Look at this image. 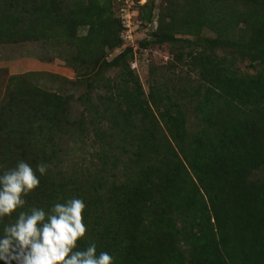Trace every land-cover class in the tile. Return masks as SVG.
I'll return each mask as SVG.
<instances>
[{
    "label": "trees",
    "instance_id": "obj_1",
    "mask_svg": "<svg viewBox=\"0 0 264 264\" xmlns=\"http://www.w3.org/2000/svg\"><path fill=\"white\" fill-rule=\"evenodd\" d=\"M99 1L0 0V44L58 39V48L69 38L76 54L92 60L77 75L85 91L75 97L42 90L29 74L0 81V174L20 160L34 171L48 165L45 175L36 173L39 186L24 207L0 219V237L19 212L48 213L75 198L85 204L87 229L77 250L95 242L97 255L107 252L113 264H264V176L248 179L264 168V44L230 34L243 21L264 36V0H237L263 14L235 16L233 26L223 16L203 17L215 36L205 40L208 52L187 53L202 82L187 90L189 115L163 75L142 91L125 64L127 49L109 61L95 55L101 40L116 38L115 20ZM103 16L106 31L99 28ZM38 17L56 21L41 31ZM80 25L87 32L73 41L69 30ZM213 49L247 58L252 73L228 71ZM62 137L80 151L88 141L92 154H69Z\"/></svg>",
    "mask_w": 264,
    "mask_h": 264
},
{
    "label": "rangeland",
    "instance_id": "obj_2",
    "mask_svg": "<svg viewBox=\"0 0 264 264\" xmlns=\"http://www.w3.org/2000/svg\"><path fill=\"white\" fill-rule=\"evenodd\" d=\"M99 2L102 4L100 11L115 20L112 29L116 38L106 42L101 40L95 55L109 61L122 50L127 49L125 64L138 78L142 91L146 94L152 79H159L163 75L164 83L172 91L171 93H178L177 103L181 104L187 115L190 114L193 104V99L187 96V90L196 89L202 83L195 68L193 69L188 63L187 53L194 54L197 50L208 52L205 40L215 36L203 22V17L207 13L212 20L223 16L226 23L233 26L237 16L246 18L250 15L251 19H256L263 14L259 7L237 0H218V2L215 0H100ZM55 21L53 17H38L35 26L41 31H47L48 26ZM126 21L129 25L130 39L124 38L127 30L124 26ZM237 22L234 32L230 33L233 39L255 45L264 44V36L257 25L253 22ZM107 27L108 20L103 16L99 28L101 31H106ZM69 31L75 41L77 36H83L87 32V26L80 25ZM117 39L119 43L109 48V44ZM68 40L69 38L64 39L62 47L58 48L55 45L58 39H53L50 43H44L39 39L16 44L1 43L0 81H4L8 75L29 74L31 83L42 90H55L72 97L82 94L85 85L84 82L77 80V75L84 71V61L89 64L92 60H86L81 52L76 54L75 48ZM213 51L219 59H222L228 71H234L238 75L252 73L254 68L247 58L227 49H213ZM101 74L107 76L108 72L104 70ZM69 112L74 116L73 110ZM189 122L190 120L187 123ZM65 141L64 137L60 139V147L64 150L72 149L69 154L75 152L80 155L81 152L86 160L92 154L93 150L88 146V141L85 142L83 151L77 150L79 147H75L74 141L72 144ZM71 158L75 160L74 155H71ZM86 160L84 165L88 164ZM263 176L264 168H260L252 171L248 179L254 181Z\"/></svg>",
    "mask_w": 264,
    "mask_h": 264
},
{
    "label": "clouds",
    "instance_id": "obj_3",
    "mask_svg": "<svg viewBox=\"0 0 264 264\" xmlns=\"http://www.w3.org/2000/svg\"><path fill=\"white\" fill-rule=\"evenodd\" d=\"M48 165L38 164L36 170L25 161L0 174V219L11 217L24 207V199L39 186L37 172L43 176ZM85 204L71 199L55 204L50 212L42 208L21 211L14 223L4 227L0 237V259L17 261V264H113L107 252L97 255L92 242L84 250H77V242L84 238Z\"/></svg>",
    "mask_w": 264,
    "mask_h": 264
},
{
    "label": "built area",
    "instance_id": "obj_4",
    "mask_svg": "<svg viewBox=\"0 0 264 264\" xmlns=\"http://www.w3.org/2000/svg\"><path fill=\"white\" fill-rule=\"evenodd\" d=\"M124 26L127 28V30L125 31V34H124V38L125 39H130L131 38V35H130L129 25H128L127 21L124 24Z\"/></svg>",
    "mask_w": 264,
    "mask_h": 264
}]
</instances>
